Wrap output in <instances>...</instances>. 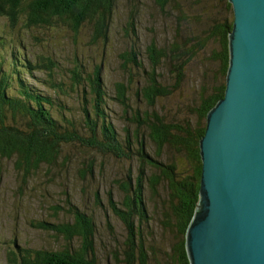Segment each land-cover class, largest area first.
<instances>
[{
	"label": "trees",
	"instance_id": "trees-1",
	"mask_svg": "<svg viewBox=\"0 0 264 264\" xmlns=\"http://www.w3.org/2000/svg\"><path fill=\"white\" fill-rule=\"evenodd\" d=\"M121 5L126 7L121 27L126 43L118 54L121 76L113 81V93L124 116L131 117L123 133L107 112L103 62L90 73L81 63L72 69L73 88L85 96L78 123L66 116L63 104L59 112L55 109L50 91L29 85L22 76L24 68L32 75L44 70L40 82L65 94L56 55L37 56L35 61L19 39L13 40V54L0 62V157L14 160L22 183L43 168L47 174L64 165V148L75 141L116 160L120 168L108 191L103 250L96 243L100 234L93 214L67 200L65 207L51 208L52 216L58 217L61 207L71 220L57 225L33 220L40 221L33 224L37 228L57 230L66 245L49 249L13 239L15 264H191L186 236L200 197V141L208 113L225 97L227 87L234 25L230 0H0V16L14 33L27 31L40 42L53 31L67 29L77 43L88 27L89 44L102 47L105 57ZM169 18L175 21L173 35L162 39L157 25ZM144 29L152 36L141 43ZM212 41L217 48L210 46ZM206 61L217 63L216 76L207 64L199 87L192 90L193 100L157 109L159 100L188 93L194 64ZM95 167L96 160L87 159L82 178H95ZM95 197L101 203L98 189Z\"/></svg>",
	"mask_w": 264,
	"mask_h": 264
},
{
	"label": "rangeland",
	"instance_id": "rangeland-1",
	"mask_svg": "<svg viewBox=\"0 0 264 264\" xmlns=\"http://www.w3.org/2000/svg\"><path fill=\"white\" fill-rule=\"evenodd\" d=\"M125 18L126 7L121 5L114 20L113 30L111 28L110 45L106 50V56L103 57L104 50L102 47L95 48L89 44L90 30L88 27L82 29L77 43L74 34L67 29L64 32L53 31L49 37H44L43 41L40 42L36 37L33 41L27 31L19 34L14 33L8 20L0 16V62L4 60V57L13 54L14 49H16L13 40L18 43L19 39L26 44L28 57L32 56L35 61L37 56L56 55L60 61V66L56 70L59 72L60 81L64 83L65 94L59 89L48 88L40 82V79L45 75L44 70H37L32 75L24 68L22 76L29 85L50 91L55 99V109L59 112L60 105L63 104L65 106L63 112L67 117L75 118L77 123L81 118L85 96L82 90L75 91L73 88L72 69L81 63L84 65L85 71L90 73L97 64L103 62L102 75L109 93L107 112L117 129L122 130L121 133H123V127L128 124L131 125V117L124 116L123 107L114 98L113 81L121 76L118 54L126 43L121 30ZM148 25L150 24L148 23ZM174 26L175 21L173 19H161L157 25L160 37L171 39L172 27ZM151 36L152 34L144 29V34L140 35L141 43ZM210 46L214 49L217 48V44L213 41L210 42ZM77 58L79 62L76 60ZM208 63L210 62H196L194 64L188 93H177L159 100L157 109L172 108L177 104L193 100L192 90L199 87L200 76ZM207 66L211 67L209 71L213 70L210 73L214 78L218 68L217 63ZM222 80V77H218L219 82ZM13 92H19L16 86L13 88ZM64 153L67 157L64 165L60 164L47 174L45 168L41 169L37 174L39 176L31 179L27 184L22 183L19 179L18 171L14 167V160L0 157V264H15L11 261L10 253L14 251L15 244L12 240L16 238L22 245L33 247L60 249L66 245L67 241L57 230L46 231L37 228L33 224L40 221L33 220L48 219L54 221L56 225L65 219L71 220V215L68 214L67 216L64 209L61 208L66 206L67 200H72L79 207L93 214L95 221L98 222L100 234L96 238V243L102 250L104 244H107L105 233L108 232V228L105 221L106 211L110 208L108 206V191L111 189L113 179L119 176L118 162L101 153L87 149L85 145L77 141L65 146ZM87 159L96 160V177L85 180L82 178L81 171L84 169L83 163ZM97 189L100 192L101 203H98L95 197ZM54 206H61L57 212L58 217L52 216L51 208ZM111 221L116 223L117 220L115 221V218L111 217ZM106 251L107 249L105 253Z\"/></svg>",
	"mask_w": 264,
	"mask_h": 264
},
{
	"label": "water",
	"instance_id": "water-1",
	"mask_svg": "<svg viewBox=\"0 0 264 264\" xmlns=\"http://www.w3.org/2000/svg\"><path fill=\"white\" fill-rule=\"evenodd\" d=\"M225 97L201 138V189L186 244L191 264H264V0H230Z\"/></svg>",
	"mask_w": 264,
	"mask_h": 264
}]
</instances>
